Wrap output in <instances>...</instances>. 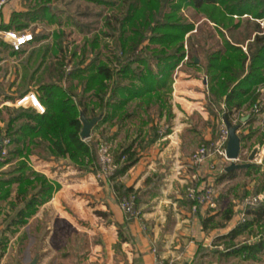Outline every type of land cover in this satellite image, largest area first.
I'll return each mask as SVG.
<instances>
[{
	"label": "trees",
	"instance_id": "trees-1",
	"mask_svg": "<svg viewBox=\"0 0 264 264\" xmlns=\"http://www.w3.org/2000/svg\"><path fill=\"white\" fill-rule=\"evenodd\" d=\"M27 1V9L13 13L8 24L2 23L0 16V29L25 30L32 23L39 22L62 24L61 17L52 8L54 0ZM87 1L107 9V13L96 12V15L105 17V28L85 37L80 57H75L78 60L73 65L69 57H62L55 65L48 66V81L41 76L37 91L26 90L20 94L35 92L46 107L45 113H39L31 106L18 107L10 115L4 134L1 135L10 137L15 146L0 161V169L14 159L18 160L8 171L0 174V201L7 200L16 185L17 201L11 204L15 207L17 202H24V206L10 219L5 231L14 232L24 226L39 206L51 199L61 186L45 174L35 171L29 164L30 155L38 154L51 160L67 158L71 164L96 174L101 170L98 155L101 139L91 138L89 141L82 137L83 117L89 120L98 118V123L113 122L114 119L122 123L137 113L142 104L147 109L153 102L164 106L172 89V73L186 56L190 64L207 75L210 100L218 104L225 100L227 108L224 115L227 120L231 121L235 112L248 110L250 117L245 122L252 123L255 120L253 114H257L254 107L261 105L262 97L257 86L264 84V0ZM188 7L213 23L222 39V47L208 50L204 60L199 57L198 62L194 44L190 45V50L185 47L187 35L197 29L196 23L183 13ZM79 13L90 16L91 12ZM245 22L254 26V36L247 43V51L243 45L249 37L241 39L238 33ZM204 23L208 24L207 21ZM91 24L87 25L88 28ZM33 34L39 40L49 36L45 33ZM54 34L62 39L64 31ZM214 36L210 34L206 41ZM104 38L112 39L113 46L105 43ZM57 45L62 50L61 40ZM104 48H108L111 55L102 57ZM194 51L195 55H192ZM89 52L93 54L90 59L87 57ZM77 54L75 49L73 55ZM136 100L138 107L131 109L130 104ZM248 130L239 132L241 148L247 147L246 142L254 137L258 129L250 127ZM115 159L121 165L106 176L105 181H113L125 174L138 161L131 146L118 150ZM261 168L260 164L253 163L244 170L261 171ZM235 171L224 173L225 176H231ZM114 188L119 202L133 193L132 187L122 183H115ZM262 191L264 181L262 186L256 187L255 193ZM134 194L136 210L138 196ZM218 216V213L201 215L204 229L227 226L234 216V206L225 209L221 218ZM245 233H248L249 238L236 242ZM251 236L258 238L251 240ZM219 238L224 240L225 248L218 247L214 251L221 257L260 260L264 253V200L249 206L246 219ZM6 241L7 237L3 235L0 240V260ZM204 250L200 245L199 252Z\"/></svg>",
	"mask_w": 264,
	"mask_h": 264
},
{
	"label": "crops",
	"instance_id": "crops-1",
	"mask_svg": "<svg viewBox=\"0 0 264 264\" xmlns=\"http://www.w3.org/2000/svg\"><path fill=\"white\" fill-rule=\"evenodd\" d=\"M27 3V0H16L3 7L1 22L8 24L13 13L27 9ZM262 26L264 28V24ZM34 32L40 34L35 29ZM36 40L23 50L15 51L0 37V57H16L22 52H30L29 57L39 54L40 48L35 49ZM44 55L45 52L42 57ZM186 57L172 73L169 101L167 99L164 106L158 104L154 110L160 116L158 121L152 119L151 109L145 107L146 119L142 118L138 132L133 129L129 136L126 128L131 118L122 123L117 119L107 122V137L94 132V128L105 123L94 125L91 138L104 137L111 143L115 156L118 150L129 146L136 152L138 161L125 174L113 181H99L95 173L71 164L67 158L51 160L38 154L30 155L34 158L33 162L29 161L33 169L61 186L24 226L14 232L5 231V228L24 206V202H17L15 207L11 204L17 201V186L14 185L7 200L0 201V240L3 235L7 237L0 264H30L34 259L37 264H219L231 259L221 257L214 249L225 248L224 240L219 237L241 221L240 204L234 206V216L227 226L204 229L200 217L216 214L217 202L214 200L213 207L200 204L194 210L195 203L188 197L190 187L213 188L218 175L225 177L224 163L216 158L194 166L189 157L180 160L188 150L184 152L185 138L192 143L194 137L190 133L196 130L189 117L195 110L203 109L199 112L206 131L202 133L197 149L203 144L215 143L225 126L223 105L226 103L225 100L219 104L210 100L208 77L203 72L197 70L203 74L204 89L193 85L199 78H189L187 71L182 69L184 64H189V57ZM179 72L186 74L185 77H178ZM260 86L264 84L257 87ZM7 94V99L0 102V137L13 113H9L13 110L9 107L14 108L13 103L20 96L13 91ZM239 113L231 116L239 118V132L245 130L242 129L245 125L256 123V119L258 125L264 127L263 114H253L256 119L247 124L248 110ZM124 129L126 135L122 136ZM14 145L12 142V148ZM115 183L132 187L130 195L137 194L135 215L122 209ZM6 205H11V215H6L7 220L3 222L1 217ZM257 238L251 236V240ZM200 245L205 249L202 252H199Z\"/></svg>",
	"mask_w": 264,
	"mask_h": 264
},
{
	"label": "rangeland",
	"instance_id": "rangeland-1",
	"mask_svg": "<svg viewBox=\"0 0 264 264\" xmlns=\"http://www.w3.org/2000/svg\"><path fill=\"white\" fill-rule=\"evenodd\" d=\"M52 8L61 17L62 19L61 25L44 24L42 22H39L37 24L32 23L29 27V29L33 32L35 29V31H37L38 33H45L49 35L48 39H46L43 42L38 41V39L36 40L35 49L40 48L41 52L39 54L36 55L34 54L32 55V57H29L30 52L26 54L22 52V53H18L16 57H0L1 59L0 60V102L3 99H7L8 91H13L14 93H18V94H21L26 90L37 91L39 82L40 80H42L41 76L45 77L44 79L45 81H48V73H47L48 66L50 67V65H55L57 60H60L62 57H69L73 65L74 61L78 60L75 57H80V49L84 44L85 37L86 36L90 37L91 33L98 32L100 31V29L105 28L104 26L105 17H100L96 15V12L104 11V13H107V9L105 10L102 6L97 5L94 2L87 0H54V2L52 3ZM79 11H88L91 13L90 16H85L83 14H80ZM183 13L185 14L186 17H189L188 19L196 23V28H197L193 32H191L189 36L187 35L186 37L185 47L187 50H190V45L193 43L197 51L196 57H200L202 60H204V57L208 50L222 47V39L219 36L216 29L214 28L213 23H211L206 18H204L201 13H199L192 7L185 8L183 10ZM204 21H207L208 24L204 23ZM89 23H92L90 28H88L87 26ZM59 31H64V34L62 35L63 36L62 39H58L54 34L55 32H59ZM253 31H254V26L252 24H246V22L238 30L239 37L241 39H245L249 37V39H246L243 45L245 51H247L248 41H252L253 39L254 36ZM210 34H214L215 36L208 38L206 41V37H208ZM59 40L62 41V47H63L62 50H59L58 48L59 46L57 45ZM103 41H105V43L107 42L110 45V47L113 46L112 39H105ZM75 49L77 50L78 53L77 56L73 55ZM107 50L108 48H104L103 51L104 54L102 55V57H106V55L107 56L111 55V52ZM196 51H194L191 54L195 55ZM44 52L45 55L44 57H42ZM87 57H89L90 59L93 57V54L89 52L87 54ZM40 63H42L41 66ZM182 69H185L187 71L186 74H188L189 78L198 77L199 81L192 83L193 85H197L201 89H204V84L202 81L203 74L198 73L194 65L190 63L188 64L187 62L186 64L183 65ZM186 74L181 75L179 72L178 77L181 76L185 77ZM31 75H34V77L31 78ZM168 97L169 94L167 95V99ZM136 102H138V100L130 104L131 109L137 106ZM157 105H158L157 102H153V105L150 107L151 109L150 115L154 121L155 120L158 121L160 118L159 114L154 111L157 108ZM145 107L146 105L142 104V106H139L138 109L136 108L138 112L135 113L131 117V119H129V124L126 128L128 131V136L131 135V131L133 129L136 132H138V129L140 127L139 123H141L142 118L146 119L147 112H145ZM9 108L13 109L12 111H9V113L14 112V110L16 109V107L14 108L9 107ZM199 111H203V109ZM199 111L195 110L194 114L191 115L188 119L192 122L196 130L190 133L191 137L192 136L194 137L192 143L187 141L186 138L184 140L185 141L184 152L187 149L188 150L185 152V155L180 159L181 161L185 160L188 157L190 158L191 154L197 149L199 143L201 142L202 133L206 131L205 129L206 124L204 122V118ZM243 112L245 111H242L240 113ZM256 120L257 122L252 124V126L245 125L242 128L249 131L248 129L250 127H255L258 130L256 131L254 137L250 141L246 142L247 147L243 148V150L241 149L240 160L238 161V163L247 162L252 151L255 148H258L259 152L262 153L259 159L261 158L263 159V162L260 163V165L262 166L261 171L252 170L250 172H247L244 169H237L235 173L232 174L231 176H225V177H221L219 175L217 176L218 179L214 180L213 182L214 184L213 199L217 202V207L215 209L219 215L218 218L222 217V212L228 207L241 204L242 201L248 196L257 195L264 192L262 191L257 194L255 193L256 187L262 186V182L264 181V172H263L264 154L262 152L264 150V141L262 142V138H264V127H261L262 124L258 125V119ZM108 127L109 125L106 122L105 125L102 126L100 125L99 127L97 126L96 128H94L95 130L94 132L95 133L98 132L100 134L103 133L104 136L107 137L106 133L108 131ZM124 135H126L125 129L122 131V136ZM91 137L86 140L90 141ZM191 137L188 138L191 139ZM94 139H100V138L95 137ZM13 148L12 146H10L9 149H13ZM6 156H4L3 159H0V161L4 160ZM33 159L34 158L31 157L29 158V161L33 162ZM17 160L18 159H14L11 163H8L5 166H3L4 168L2 171H8L11 167H13V165H15ZM10 208L11 205L4 206L5 210L1 217L3 219V222L7 220L6 215H11L9 214ZM6 224L4 225L6 226ZM258 229L260 228L258 227ZM247 238H249L248 233H245L244 235L240 236L236 240V242L245 240ZM219 264H264V253L261 259L258 261L244 260L240 257H236V258H231L230 260L227 261L219 262Z\"/></svg>",
	"mask_w": 264,
	"mask_h": 264
},
{
	"label": "built area",
	"instance_id": "built-area-1",
	"mask_svg": "<svg viewBox=\"0 0 264 264\" xmlns=\"http://www.w3.org/2000/svg\"><path fill=\"white\" fill-rule=\"evenodd\" d=\"M16 0H0V12L1 9L12 2ZM264 24V23H262ZM0 37L7 42L10 43L11 47L15 51H21L23 48H25L29 43L33 42L35 40L34 34L30 30H16V29H9V30H0ZM187 58V57H186ZM258 92L261 93V105H255L254 109L255 112L263 114L264 110L262 108L264 107V86H260L258 88ZM15 107H33L35 108L39 113H45L46 107L42 104L40 99L38 98V95L31 91L26 94H23L19 96L13 103ZM262 107V108H261ZM223 108L226 111V105H223ZM238 117L234 116L232 118V124L233 125H239L238 123ZM227 120V119H226ZM225 120V126H223L221 130L220 138L210 145L203 144L198 149H196L190 156V162L194 166L202 165L209 161H214L216 158L220 159L223 165V169L225 170L228 164H230L232 161H235L238 163L240 160V156L237 159H230L227 156V143L229 140V128L226 124ZM240 129V125H239ZM238 129V132H239ZM92 134V132H91ZM12 144V140L8 136L0 137V159H3L4 156L8 154L9 148ZM261 152H257V155L255 157L254 163H262L263 159H259L261 156ZM264 154V152H263ZM98 155L101 163V170L98 171L95 176L99 181H105L106 176H108L111 172L115 171L120 165L121 162L117 161L115 159V155L113 152V148L111 143L106 140L102 139L98 145ZM264 156V155H263ZM125 157L122 158V161ZM214 189L211 187H204L202 189H198L196 187H190L188 190V197L195 201L194 210H197V207L199 203L206 204L211 207L215 205V201L213 199ZM135 195L132 194L128 198H125L121 201L120 205L122 209L129 214L135 215ZM264 200V192L257 194V195H251L244 199V201L240 204L239 209H243L239 215L240 220L244 221L246 219V209L249 206L256 205L258 202Z\"/></svg>",
	"mask_w": 264,
	"mask_h": 264
},
{
	"label": "water",
	"instance_id": "water-1",
	"mask_svg": "<svg viewBox=\"0 0 264 264\" xmlns=\"http://www.w3.org/2000/svg\"><path fill=\"white\" fill-rule=\"evenodd\" d=\"M198 62V58H196ZM98 119L94 118L89 120L88 118L83 117V130H82V137L84 139H88L91 137V132L94 125L97 123ZM226 124L229 128V140L227 143V156L234 160L240 156L241 152V138L238 132L239 125H233L229 120H226ZM258 148H255L249 156V159L245 163H237L232 161L227 167L226 171H233L237 169H245L248 168L251 164L254 163L255 157L257 155ZM30 264H37V259H34Z\"/></svg>",
	"mask_w": 264,
	"mask_h": 264
}]
</instances>
